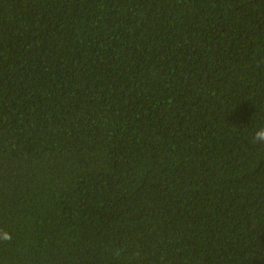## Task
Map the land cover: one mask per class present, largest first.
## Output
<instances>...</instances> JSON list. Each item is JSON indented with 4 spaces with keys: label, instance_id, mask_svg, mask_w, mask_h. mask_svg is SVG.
<instances>
[{
    "label": "trees",
    "instance_id": "1",
    "mask_svg": "<svg viewBox=\"0 0 264 264\" xmlns=\"http://www.w3.org/2000/svg\"><path fill=\"white\" fill-rule=\"evenodd\" d=\"M259 124L264 0H0V264H264Z\"/></svg>",
    "mask_w": 264,
    "mask_h": 264
},
{
    "label": "clouds",
    "instance_id": "2",
    "mask_svg": "<svg viewBox=\"0 0 264 264\" xmlns=\"http://www.w3.org/2000/svg\"><path fill=\"white\" fill-rule=\"evenodd\" d=\"M251 143L253 145H258L264 147V124L257 125L251 134ZM11 236L8 232L0 233V240L8 241ZM113 256L119 258L121 256V249L115 248L112 252Z\"/></svg>",
    "mask_w": 264,
    "mask_h": 264
}]
</instances>
